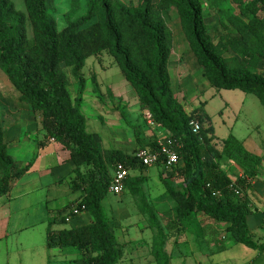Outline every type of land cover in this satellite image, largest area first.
<instances>
[{
  "label": "trees",
  "instance_id": "trees-1",
  "mask_svg": "<svg viewBox=\"0 0 264 264\" xmlns=\"http://www.w3.org/2000/svg\"><path fill=\"white\" fill-rule=\"evenodd\" d=\"M233 1L243 17L230 16L237 34L214 43L201 0H137L136 4L87 0L84 13L75 17L80 3L71 0V9L64 14L66 24L61 29L54 16L55 0H23L24 11L18 10L11 0H0V69L17 91L18 101L40 113L43 135L68 151L72 166L68 188L80 193L74 203L57 209L48 220L47 246L78 249L80 264H117L123 251L102 204L108 193L110 172L118 162L127 167L124 188L138 195L146 177L132 174L146 166L134 153L138 149L158 151L159 142L171 137L180 144L177 153L182 165L176 170L183 176L185 187L176 189L169 178L161 177L165 194L175 201L170 232H164L151 206L144 200L138 204L148 227L156 230L151 244L155 264H171L165 249L167 238L182 230L195 237L203 236L197 219L199 211L208 219L225 223L230 242L264 252V240L256 239L248 228L247 215L252 208L242 193L248 188L246 178L257 175L262 157L248 152L232 135L218 141L203 107L188 111L177 99L168 72L171 32L161 16V10L176 8L192 52L211 87L254 94L264 108V75L256 69L260 62L264 67V19L259 16V11H264V0ZM227 50L232 52L229 57L225 56ZM103 52L112 56L134 89L140 108L150 113L153 125L164 133L159 139L140 143L132 153L101 147L96 135L87 130V117L81 110L86 82L81 70L88 57ZM62 64L70 69L77 83L74 97ZM90 79L93 91L99 93L96 74ZM1 117L0 110V196L31 167L35 157L21 167L15 163L4 141ZM192 122L198 125L196 131ZM42 142L37 140V145ZM225 162L235 164L242 176L230 175L223 166ZM156 164L165 167L162 156ZM235 188L239 193H235ZM82 205V211L91 217L88 223L53 228L54 224H66V217L76 218L72 209Z\"/></svg>",
  "mask_w": 264,
  "mask_h": 264
},
{
  "label": "rangeland",
  "instance_id": "rangeland-1",
  "mask_svg": "<svg viewBox=\"0 0 264 264\" xmlns=\"http://www.w3.org/2000/svg\"><path fill=\"white\" fill-rule=\"evenodd\" d=\"M11 1L18 10H25L23 0ZM121 1L127 4L137 3V0ZM86 2L87 0H79V9L73 17L84 13ZM201 3L204 20L214 43L220 38L237 34L230 24V16L242 20L243 17L233 0H201ZM55 6V20L58 28L61 29L66 24L64 14L71 9V0H55ZM161 16L171 32L168 72L177 99L188 111L203 107L214 126V136L218 141L229 135L237 139L254 135L259 139H264V108L258 98L254 94L237 89L225 90L211 87L192 52L176 8L169 6L161 10ZM259 16L264 19V11H259ZM30 32L28 24L29 35H31ZM231 55L230 50L225 52V56ZM61 67L66 74L70 95L74 97L77 94V83L70 69L64 64ZM256 69L264 75L263 62H260ZM81 73L86 79L81 110L87 117V130L96 135V140L101 147L117 148L132 153L139 148L140 143H147L164 135V133L161 134V127L148 122L147 110L140 108L134 89L125 80L114 59L107 52L88 57ZM93 73L96 74L99 93L93 91L90 79ZM17 96V91L0 69L2 125L6 133L10 131L19 134L18 137L11 136L12 139H8V153L15 161L23 163L33 156L35 160L38 155H43L35 153L34 148H36V141H40L44 133L40 124V113L33 111L28 104L19 102ZM23 140L26 143H23ZM54 147L57 155L62 157L60 168H54V172L62 178L68 170L66 168L69 162L67 159L63 160L64 156H68V152L58 142ZM43 159L47 158L43 156ZM40 163H42L41 160ZM181 165L182 163L178 162L174 168H163L159 164H153L143 171L134 172L132 175L143 174L146 177L139 186L138 195H132L126 187L119 194L108 191L102 204L110 219L111 228L119 241L135 238L141 241V245H144L149 239L152 244L156 230L148 227L146 215L138 209L139 202L142 203L143 200L155 210L164 232H170L171 220L175 215V201L165 194L161 177L169 178L176 189H184L183 176L176 170ZM223 166L227 168L226 162ZM258 178L264 184L263 167H260ZM58 183L59 187L56 191L49 192L50 196H54L57 200L54 204L57 205L66 199L64 190L68 191L70 197L76 196L68 190V178L65 177ZM82 213L88 215L85 211ZM197 219L203 227L202 237H195L182 230L166 239L165 249L171 257V264H264V260H260V257L251 258L257 255L256 250L229 241L230 237L225 223L208 219L200 211L197 213ZM77 222L78 219L74 218L66 224L56 225L55 228H68L76 225ZM250 228L253 230L251 223ZM252 234L255 237L253 232ZM221 246L226 249L219 250ZM128 250L130 247L125 249L123 264H155L153 257L149 258L150 254L132 258L127 254Z\"/></svg>",
  "mask_w": 264,
  "mask_h": 264
},
{
  "label": "crops",
  "instance_id": "crops-1",
  "mask_svg": "<svg viewBox=\"0 0 264 264\" xmlns=\"http://www.w3.org/2000/svg\"><path fill=\"white\" fill-rule=\"evenodd\" d=\"M2 126L3 137L6 143L9 138V140L12 139L11 136H19V134L10 131L6 133L4 125ZM161 134L163 135V131H161ZM238 140L242 142V145L248 152L262 157L257 175L254 178H246L248 188L246 191H242V193L246 195L252 208V212L247 215L248 228L251 233H254L256 239L263 241L264 184L261 179L259 180L258 174L260 173V167L264 168V139H259L254 135ZM41 141L44 142L40 146L37 145L36 141V148L34 149L35 153L38 152V154L42 153L43 155H38L31 167L21 178L14 180L10 184L8 192L0 196V264H80L81 254L78 249L74 247H49L46 243L48 220L51 219L57 209L74 203L80 193L71 192L68 188L69 192L75 193L76 196L70 197L68 191L64 190L66 199L57 205L54 204L57 200H55L54 196H50L49 192L56 191L57 187H59L58 182L68 177L72 166L68 161L69 163L66 168L68 170L61 178L59 174L54 172V168H60V161L62 160V157L60 158L55 151L54 145L56 142L51 140V137L46 136H43ZM23 143H26V141L23 140ZM66 152L68 151L66 150ZM43 156L47 159H43ZM66 159L68 160V156H64L63 160ZM29 160L20 163L14 159L19 167L26 164ZM40 160L42 163H40ZM226 170L233 177L242 176V170L231 162L227 164ZM38 192L41 194H37ZM76 218L78 219L76 225L88 223L91 220L89 214L84 215L82 212ZM250 223L253 226V230L250 228ZM56 225L58 224H54L53 228L59 229L55 228ZM117 241L123 251L117 264L124 263L125 249H128V247H130V250H128L127 254L131 255L132 258H140V255L144 257L148 254H150L148 255L149 258L152 256L151 241L149 239L144 244L145 246L141 245V241L135 238L123 239L121 241L117 239ZM256 254L255 256H251V258L258 259L260 257V260H264V252Z\"/></svg>",
  "mask_w": 264,
  "mask_h": 264
},
{
  "label": "built area",
  "instance_id": "built-area-1",
  "mask_svg": "<svg viewBox=\"0 0 264 264\" xmlns=\"http://www.w3.org/2000/svg\"><path fill=\"white\" fill-rule=\"evenodd\" d=\"M148 112V111H147ZM148 122L153 125L152 121L150 120V113L148 112ZM193 129L196 131L198 129V125L196 122H192ZM53 140V138H51ZM160 148L158 151L150 152L146 149H138L134 155L138 158L144 166H150L159 162V159H164L165 167L171 168L176 163L179 162V156L177 153V149L180 147V144L171 137H164L163 140L159 142ZM128 169L122 163H116L113 167L111 172V179L108 191L113 192L114 194H119L124 189V182L128 176ZM232 188V185H230ZM235 193H239L238 189H234ZM83 210V205L81 208L74 207L72 209L73 215H79ZM66 222H70V218H65Z\"/></svg>",
  "mask_w": 264,
  "mask_h": 264
}]
</instances>
